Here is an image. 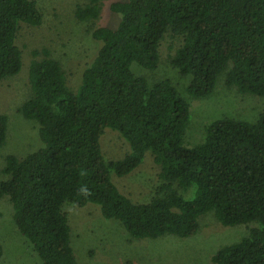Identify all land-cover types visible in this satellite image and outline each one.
<instances>
[{"label": "trees", "instance_id": "trees-1", "mask_svg": "<svg viewBox=\"0 0 264 264\" xmlns=\"http://www.w3.org/2000/svg\"><path fill=\"white\" fill-rule=\"evenodd\" d=\"M80 1L76 18L93 24L108 0ZM109 10L117 23L91 30L98 48L75 90L45 50L29 65L31 97L18 112L36 122L40 145L22 158L7 155L0 180L18 232L40 264H80L65 204L96 206L135 240L191 238L199 218L212 213L222 227L247 226L240 241L214 253L213 264H264V109L254 122H206L191 143L187 98L169 79L134 73L154 71L169 40V65L187 80L184 95L205 99L222 77L240 94L264 97V0H123ZM41 21L34 0H0V84L22 68L21 26ZM7 125L1 114L0 148ZM107 129L128 145L119 160L102 154ZM146 153L158 184L148 203H132L112 176L129 175Z\"/></svg>", "mask_w": 264, "mask_h": 264}, {"label": "rangeland", "instance_id": "rangeland-1", "mask_svg": "<svg viewBox=\"0 0 264 264\" xmlns=\"http://www.w3.org/2000/svg\"><path fill=\"white\" fill-rule=\"evenodd\" d=\"M42 21L39 26L22 25L16 46L21 51L20 72L0 84V115L8 118L4 145L0 148V180L7 155L22 158L40 145L38 125L26 120L18 112L31 97L28 69L32 60L43 57L45 50L64 71L68 86L75 90L82 71L94 57L98 44L91 38V30L98 27H114L117 16L110 4L123 0H108L102 5L99 19L90 24L80 22L75 8L80 0H34ZM169 40L160 49V60L154 71L134 67L136 75L149 81L169 79L189 103L190 126L188 139L199 142L205 123L228 117L254 122L264 109V97L240 94L235 88L224 85L218 79L212 95L205 99H192L184 95L187 80L169 65ZM38 52L37 57L32 53ZM102 154L109 160H119L128 151V145L120 135L107 129L100 140ZM117 189L132 203H148L158 184V168L149 154L142 164L125 177L112 176ZM63 211L70 226L71 246L80 264H213L211 257L220 248L237 243L247 233L246 225L222 227L212 213L199 218L200 228L195 236L179 239L166 236L157 240H135L128 236L122 225L114 220H104L96 206L78 208L65 204ZM0 264H40L36 253L21 236L12 220V206L7 198L0 199Z\"/></svg>", "mask_w": 264, "mask_h": 264}]
</instances>
